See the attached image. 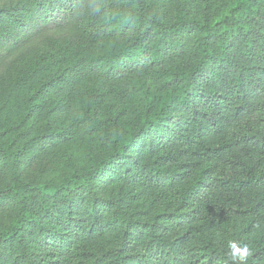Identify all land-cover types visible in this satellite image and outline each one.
Here are the masks:
<instances>
[{
  "label": "trees",
  "instance_id": "obj_1",
  "mask_svg": "<svg viewBox=\"0 0 264 264\" xmlns=\"http://www.w3.org/2000/svg\"><path fill=\"white\" fill-rule=\"evenodd\" d=\"M0 48V264H264V0H0Z\"/></svg>",
  "mask_w": 264,
  "mask_h": 264
},
{
  "label": "rangeland",
  "instance_id": "obj_2",
  "mask_svg": "<svg viewBox=\"0 0 264 264\" xmlns=\"http://www.w3.org/2000/svg\"><path fill=\"white\" fill-rule=\"evenodd\" d=\"M17 0H3V3L5 4V7L14 5ZM23 53H19L16 58L9 62H4L0 65V106L4 103H9L10 105L13 104L14 98L12 100V96L10 95V86L12 84V75L14 71L19 67V63H21L24 60V57L26 55H30L32 50H25ZM8 52H6L3 48H0V63L5 61L7 57ZM29 57V56H28ZM8 60V59H7ZM107 88L104 87L101 83H97L93 86V90L96 94H99L103 91H105ZM231 233L233 235H236V233L239 232L238 225H231ZM230 229V230H231ZM264 230V229H263ZM263 230H259V233H262Z\"/></svg>",
  "mask_w": 264,
  "mask_h": 264
},
{
  "label": "clouds",
  "instance_id": "obj_3",
  "mask_svg": "<svg viewBox=\"0 0 264 264\" xmlns=\"http://www.w3.org/2000/svg\"><path fill=\"white\" fill-rule=\"evenodd\" d=\"M232 247H233V249H236V245L235 244H233ZM238 251H240V260L241 261L245 260L247 255L249 254L248 250L245 248L243 250H238ZM234 255H235V253H234Z\"/></svg>",
  "mask_w": 264,
  "mask_h": 264
}]
</instances>
